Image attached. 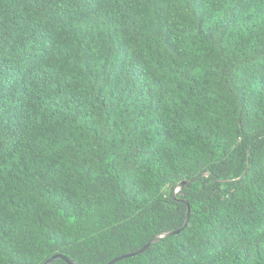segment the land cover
<instances>
[{
	"label": "trees",
	"instance_id": "1",
	"mask_svg": "<svg viewBox=\"0 0 264 264\" xmlns=\"http://www.w3.org/2000/svg\"><path fill=\"white\" fill-rule=\"evenodd\" d=\"M186 202L113 264H264V0H0V264H107Z\"/></svg>",
	"mask_w": 264,
	"mask_h": 264
},
{
	"label": "water",
	"instance_id": "2",
	"mask_svg": "<svg viewBox=\"0 0 264 264\" xmlns=\"http://www.w3.org/2000/svg\"><path fill=\"white\" fill-rule=\"evenodd\" d=\"M248 167V160H247V164H246V169ZM202 175H208L207 173L203 172L201 173ZM192 181V180H190ZM189 181V182H190ZM186 181H181L177 187L178 188H181L182 187V184L185 183ZM187 204V210H186V217H185V221L184 223L177 229H174V230H170V231H165V232H161V233H158L156 234L155 236H153L145 245H143L142 247H140L139 249L137 250H134V251H131V252H128V253H125V254H120L116 257H114L111 261H109L107 264H113L114 262L122 259V258H125V257H128V256H132V255H135L147 248H149L154 242H157L158 240H160L161 238L163 237H166L168 235H173V234H177L179 233L181 230H183L185 228V226L187 225V222H188V218H189V212H190V207H189V204L188 202H186ZM63 259L64 261H66L68 264H76L75 262H73L69 257L65 256V255H62L60 253H56L52 256H50L49 258H47L46 260H44V262L42 264H50L54 259Z\"/></svg>",
	"mask_w": 264,
	"mask_h": 264
}]
</instances>
